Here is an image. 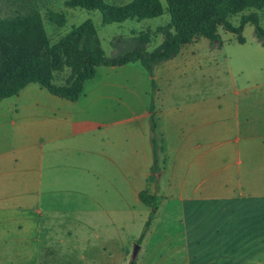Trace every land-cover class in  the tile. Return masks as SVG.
I'll list each match as a JSON object with an SVG mask.
<instances>
[{"label": "crops", "instance_id": "crops-1", "mask_svg": "<svg viewBox=\"0 0 264 264\" xmlns=\"http://www.w3.org/2000/svg\"><path fill=\"white\" fill-rule=\"evenodd\" d=\"M237 43L198 36L152 74L100 65L75 101L1 99L0 264H264V56ZM151 103L164 163L139 240Z\"/></svg>", "mask_w": 264, "mask_h": 264}, {"label": "trees", "instance_id": "trees-1", "mask_svg": "<svg viewBox=\"0 0 264 264\" xmlns=\"http://www.w3.org/2000/svg\"><path fill=\"white\" fill-rule=\"evenodd\" d=\"M170 20L154 31H140L131 36L128 48L121 53L107 56L101 46L97 29L91 19L73 25L70 30L51 42L43 23L42 13L34 0H0V100L16 95L30 83H37L52 95L71 101L82 94L86 81L91 79L100 65L117 66L138 62L152 74L155 65L166 61L190 43L203 36L212 45L220 46L218 28L236 36L244 42L242 30L246 23L254 25V36L264 46V28L259 25L254 12L242 14L238 25L230 17L247 9L264 8V0H165ZM69 8L98 10L103 23H121L125 20H142L157 17L164 12L161 0H131L122 5H112L104 0H66ZM48 21L53 22V11L47 9ZM61 25V24H57ZM154 34L162 39L153 49L148 45ZM67 67L69 73L62 83L54 81V72ZM155 84H152V99ZM150 142L152 165L144 190L139 199L150 207L144 230L149 225L157 207V189L161 165L164 163L163 148L156 132L153 103L150 106ZM138 240V242H139ZM137 243V242H136ZM127 264H136L132 257Z\"/></svg>", "mask_w": 264, "mask_h": 264}, {"label": "rangeland", "instance_id": "rangeland-1", "mask_svg": "<svg viewBox=\"0 0 264 264\" xmlns=\"http://www.w3.org/2000/svg\"><path fill=\"white\" fill-rule=\"evenodd\" d=\"M42 13L43 23L47 30L48 36L51 42H55L60 36L67 33L73 25H77L86 19H91L97 29L98 36L100 38L101 46L105 55L112 56L128 48L126 40L131 36L136 35L140 31H154L158 26L165 25L169 22L170 16L167 12V3L165 0H161L164 12L152 18H146L142 20H125L121 23H103L102 16L98 10H86L79 8H69L64 5L66 0H34ZM108 4L122 5L130 2L131 0H104ZM53 11L51 17L53 22L48 21V15L46 10ZM256 13L259 18V25L264 28V8L262 9H247L242 13L233 15L230 17V21L234 25L239 24V20L242 14ZM61 24V25H57ZM218 33L223 43L225 50L229 49L230 45L238 46V41L233 33H230L222 28H218ZM242 36L244 38L245 46L247 48V55L250 62L258 63V60L264 56L258 51L254 50L255 47H260L254 36V25L246 23L242 30ZM162 39L161 34H154L152 40L148 45V50L153 49L160 43ZM236 40V41H234ZM224 60H219L217 65L218 78L220 81H227V70ZM69 73V69L64 67L61 70L54 72V81L56 83H62ZM206 77V74H204ZM136 244L131 247V252Z\"/></svg>", "mask_w": 264, "mask_h": 264}, {"label": "water", "instance_id": "water-1", "mask_svg": "<svg viewBox=\"0 0 264 264\" xmlns=\"http://www.w3.org/2000/svg\"><path fill=\"white\" fill-rule=\"evenodd\" d=\"M137 251H138V244H136V245L134 246V248H133V251H132L133 256L136 255Z\"/></svg>", "mask_w": 264, "mask_h": 264}]
</instances>
